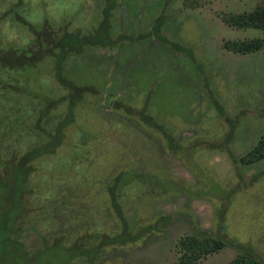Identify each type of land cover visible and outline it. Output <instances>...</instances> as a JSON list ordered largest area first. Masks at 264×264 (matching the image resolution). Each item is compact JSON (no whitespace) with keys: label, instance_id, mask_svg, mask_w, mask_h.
Returning a JSON list of instances; mask_svg holds the SVG:
<instances>
[{"label":"rangeland","instance_id":"rangeland-1","mask_svg":"<svg viewBox=\"0 0 264 264\" xmlns=\"http://www.w3.org/2000/svg\"><path fill=\"white\" fill-rule=\"evenodd\" d=\"M79 1L82 2L31 1L32 10L28 12L32 18L40 20L46 9L53 10L54 17L51 18L54 23L69 21L86 27L98 12L99 3L85 0L87 8L77 10ZM90 1L94 2L88 6ZM263 1L173 0L164 13H158L162 2L159 6L156 0H140L139 8L145 9L143 16H134L120 3L113 20L114 29L120 31L125 30L128 24L140 27L149 23L152 31L155 19L166 15L162 20L170 26L173 23L174 31L163 32L166 36L175 37V40H183L190 48L184 49L188 57L191 52L198 56L205 65L216 98L224 104L228 114L235 115L247 104L264 116V47L245 54L223 47L226 39L264 37L262 29L236 27L223 20L225 14L251 9ZM147 3H150L151 15L147 12ZM169 9L170 13H167ZM96 22L97 19L92 22L91 28L95 27ZM147 44L133 45L131 50L123 48L122 51L99 49L96 53L105 65L104 69L95 65L98 66L96 73L88 71L85 66V70H82V65L75 61L72 72L81 74L86 82L97 83L101 88L108 85L103 82L109 81L116 69L126 72V68L135 63L128 75L118 77V83L112 78L109 85L113 83L116 89H123L121 93L129 95L132 105L137 106L147 98L149 113L163 121L172 136L183 146L198 136L209 138L205 143H211L214 148L198 145L190 149L189 155L168 152L167 141L158 130L147 126L137 116L113 109L100 94H88L76 110L74 123L65 129L64 141L67 146L60 148V154L71 153L75 140L89 136L83 143V152L89 156L87 174L84 178L76 177L79 180L77 185L83 181L90 184L92 180L100 184L105 177L109 178V174L112 176L120 171L127 181L137 177L134 171H145L149 173V179L136 178V181L120 190V197L123 198L121 202H124L121 211L128 212L129 218L137 222L134 225L137 228L133 229L135 231L156 221L160 215L167 216L160 229L151 230L135 243L104 247L98 264H174L179 254L176 244L178 238L191 231L192 223L210 229L213 235L226 243L221 249L201 257L196 264H225L243 248L251 250L264 263V160L251 167L246 164L236 167L233 157L228 153L230 147L239 155L246 152L264 130V118L243 116L233 140L229 144L225 143V123L220 120L212 103H208L202 90L198 89L195 94L192 92L195 87L191 89L188 83L197 79L194 63L182 57L178 65L180 67L171 69L172 59L164 51L160 53L152 48L144 49ZM37 80L50 93H61V88L50 76L41 75ZM28 103L29 106L34 105L32 101ZM63 112V106L54 110L50 122H54ZM37 134V131L21 128L19 132L2 135L0 147L8 152L12 149L22 152L39 139ZM210 139L213 142H209ZM59 159L54 156L36 161L33 182L38 183L52 169L55 179L68 173L65 169L60 170L57 163ZM89 184L84 187L89 197H82L76 203L73 197H69L67 211L74 215L82 202L79 212L86 217L80 223L82 228L89 223H99L102 233L108 229L121 233L123 223L117 221L119 217L115 207H111L106 194L104 197L99 194L95 197V187ZM10 185L12 183L7 179L0 182V219L26 214L28 202L31 201L32 205L36 200L33 197V200L28 201L26 195L20 197ZM63 185L57 186L60 189ZM27 220H22L23 225L28 223ZM33 242L26 243L25 247H29L26 248L29 250L27 254L23 251L17 253L19 259L17 256L16 262L8 259L7 264H68V260L74 262L72 258L76 250V253H83L81 248L76 249L75 240L68 243L66 248L53 244L49 249H44L39 239ZM87 250L90 251V248ZM86 254L88 256L90 252Z\"/></svg>","mask_w":264,"mask_h":264},{"label":"trees","instance_id":"trees-1","mask_svg":"<svg viewBox=\"0 0 264 264\" xmlns=\"http://www.w3.org/2000/svg\"><path fill=\"white\" fill-rule=\"evenodd\" d=\"M31 1L38 3L40 0H0V137L19 132L21 128L37 131L39 137L36 142L22 152H17L15 149L8 152L0 147V182L7 179L12 183L9 187L14 188V192L21 195L20 197L26 195L28 201L34 198L37 200L34 199L32 205H30L31 201L28 202L25 207L26 214L16 215L7 220L1 218L3 223L0 219V264H7L6 260L8 259L16 262L17 253L23 251L27 254L29 252L26 249L29 247H25L26 243L35 242L37 239L44 249L51 248L53 244L60 245V248H66L68 243L75 240L76 249L81 248L80 251L83 253H76L75 249L76 252L72 258L74 262L70 263L68 260V264H98L104 247L135 243L151 230L160 229L161 223L167 216L160 215L156 221L135 231L133 229L137 228L134 226L137 222L129 218L128 212L121 211V205L124 202H121L123 198L120 197V190L136 181V178L139 180L149 179L150 175L145 171H134L133 174L137 177L127 181L124 180L123 172L120 171L112 176L109 174V178L105 177L100 184L92 180L90 184L83 181L77 185L79 180L76 177L84 178L87 174L86 167L89 156L85 154V151L83 152V143L89 136L75 140L71 153L60 154V148L67 146L64 141L65 129L74 123L76 110L87 95L98 93L102 99L110 103L113 109H120L129 116H137L147 126L158 130L167 141L168 152L189 155L190 149L198 145L214 147L211 143H205L209 138L198 136L183 146L172 136L163 121L149 113L147 98L137 106L132 105L129 102V95L121 93L123 89H116L113 83L109 85L112 78L118 83V77L128 75L129 70L136 65L135 63H133L134 66H128L126 72L114 69L113 77L109 81H102L104 85L105 83L108 85L99 88L97 83L86 82L81 74L72 72L75 61L82 65V70H85V66L88 71L96 73L98 66L101 70L105 66L100 62L99 55L97 56L96 52L99 49L122 51L123 48H127L131 50L133 45L148 43L147 46H141V48L150 50L152 48L156 52L164 51L172 59L169 67L171 69L180 67L178 65L182 57L191 64L194 63L195 78L197 79L195 82L193 79L187 82L191 84V89L195 87L192 90L195 94L198 89L202 90L204 96L208 98V103H212L220 120L225 123L224 129L226 128L225 132H227L225 143L229 144L233 140L239 121L243 116L253 115L255 118H264V116L257 111L258 109L250 108L245 103L243 104L248 108L243 106V109L235 115L228 114L224 104L216 98L205 65L198 56L191 52V56L188 57L184 53V49L186 50L189 46L183 40H175V37L166 36L163 32V30L174 31L173 23L170 26L171 24L168 22H163L162 19L166 15L159 18L160 21L155 19L152 31L149 28L151 26L149 23L140 27H131L128 24L125 30L116 31L113 20L119 4L123 3L128 12L133 13L134 16H143L145 9L139 8L140 0H94L95 3H99L98 12L86 27L69 21L54 23L51 18L54 17L53 10L47 11L46 9L40 20L32 18L28 12L31 9ZM46 1L49 2V0ZM156 1L159 2L158 5L162 2V6L159 5L158 13H164L168 5L173 2V0ZM79 2L77 10L86 7L85 0ZM93 2L90 1L88 6ZM149 4L147 3V6ZM148 10L147 12L150 14L149 6ZM169 11L170 9L167 13H170ZM96 19L95 27L91 28L90 25ZM223 20L236 27L264 30V1L251 9L225 14ZM167 21L170 20L167 19ZM223 47L236 53H252L264 47V37L226 39L223 42ZM88 65L90 66L88 67ZM95 65L98 66L94 67ZM81 73L83 72L81 71ZM41 75L50 76L53 82L61 88V93L53 94L45 89L40 80H37V77ZM113 90H116L115 93ZM204 96L202 95V98ZM31 101L34 105L29 106L28 102ZM60 106L64 107V112L51 123L49 118H53V111ZM209 142H213V139L212 141L210 139ZM228 151L233 157L236 167L242 164L251 167L252 164L260 160L263 161L264 130L246 152L239 155L234 153L231 147ZM54 156L60 157L57 163L61 171L63 169L68 171L67 175L55 179L52 176L54 167L50 166L52 170L48 171L49 174H45L42 180H38V183L33 182V173L36 170L35 162L50 157L54 158ZM58 184L61 186L65 184V186L63 185L59 189ZM86 184L95 187V197L98 194L101 195L100 197H104V194L107 195L111 207H115L118 212L117 221L123 223L121 233L114 229H108L107 234L102 233L99 223H87L88 225L82 228L80 223L86 220V217L79 212L83 206L82 202L74 215H70L72 213L67 211L69 197L74 198V203L81 201L82 197H89L84 191ZM72 187L75 188L72 189ZM22 216L28 219L26 225L22 223L24 219L21 218ZM0 217L2 216L0 215ZM23 232L26 239L22 236ZM176 244L179 254L174 264H196L201 257L221 249L226 243L222 238L213 235L210 229L200 228L192 223L191 231L180 236ZM89 245L92 246L89 247ZM87 248H90V251ZM89 252L90 255L87 256L86 253ZM17 257L19 259V256ZM225 264L264 263L251 250L243 248Z\"/></svg>","mask_w":264,"mask_h":264}]
</instances>
